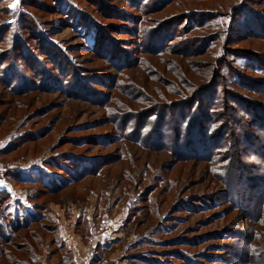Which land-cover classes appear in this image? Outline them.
<instances>
[{
  "label": "rangeland",
  "instance_id": "obj_1",
  "mask_svg": "<svg viewBox=\"0 0 264 264\" xmlns=\"http://www.w3.org/2000/svg\"><path fill=\"white\" fill-rule=\"evenodd\" d=\"M88 216L104 264H264V0H0V251Z\"/></svg>",
  "mask_w": 264,
  "mask_h": 264
},
{
  "label": "crops",
  "instance_id": "obj_2",
  "mask_svg": "<svg viewBox=\"0 0 264 264\" xmlns=\"http://www.w3.org/2000/svg\"><path fill=\"white\" fill-rule=\"evenodd\" d=\"M94 218L91 216L84 219L75 218L70 229L58 224L59 238L70 253L71 264H104L101 255L115 235V230L111 226L106 227L104 219ZM53 260L41 256L39 264H55Z\"/></svg>",
  "mask_w": 264,
  "mask_h": 264
},
{
  "label": "trees",
  "instance_id": "obj_3",
  "mask_svg": "<svg viewBox=\"0 0 264 264\" xmlns=\"http://www.w3.org/2000/svg\"><path fill=\"white\" fill-rule=\"evenodd\" d=\"M204 107V110L206 112V107L205 105L202 106V108ZM235 114V112H233ZM15 228H17L16 230H13V232L11 234L5 232V227H0V240L3 241L5 244H7L9 247H12L13 243L12 241H14V239H17L19 237L20 234L17 235V233H19L18 231L21 229L20 227H18L17 223L13 224ZM60 239V238H59ZM62 243V242H61ZM15 251L19 254V253H24V256L26 255H30L28 260H22L18 255L10 253L12 250L10 248H4L2 251H0V264H5V260H2L3 257L7 256L8 258H11L13 263L12 264H39L40 260H41V255L36 254L35 252L31 253L32 251L30 247L24 249L21 248L20 246L15 247ZM62 249H66L64 244L62 243ZM67 250V249H66ZM25 251V252H24ZM68 253V257L70 259V253L67 250ZM54 255L49 256V258H53ZM9 260V259H8ZM65 259L62 258L61 260H59V262L57 264H64ZM71 264V263H70Z\"/></svg>",
  "mask_w": 264,
  "mask_h": 264
},
{
  "label": "snow or ice",
  "instance_id": "obj_4",
  "mask_svg": "<svg viewBox=\"0 0 264 264\" xmlns=\"http://www.w3.org/2000/svg\"><path fill=\"white\" fill-rule=\"evenodd\" d=\"M12 7H15V5H12Z\"/></svg>",
  "mask_w": 264,
  "mask_h": 264
}]
</instances>
